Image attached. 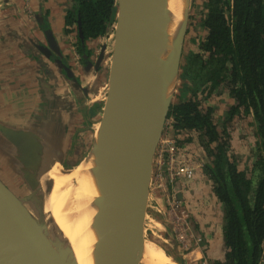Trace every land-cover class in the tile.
Here are the masks:
<instances>
[{
  "label": "water",
  "instance_id": "1",
  "mask_svg": "<svg viewBox=\"0 0 264 264\" xmlns=\"http://www.w3.org/2000/svg\"><path fill=\"white\" fill-rule=\"evenodd\" d=\"M165 0H119L118 17L112 34V56L109 66L107 95L101 118L106 116L103 149L107 174L103 179L106 202L101 234L91 264H138L134 258L139 237L144 238V220L149 198L153 162L163 135L166 115L176 88L184 37L193 0H186L183 32L179 36L176 76L171 95H165V59L163 56V12ZM78 32L83 40L78 17ZM45 31L47 46L43 54L50 58L53 44ZM103 46L94 69L104 55ZM54 62L67 73V82L76 92L86 93L75 79L71 68L61 61L59 49ZM92 63L87 61V67ZM21 130L14 138L17 149L3 150L2 163L25 184L20 194L0 171V264H78L69 240L59 229L53 216L45 211L50 188L46 176L51 166L62 164L66 135L57 133L56 144L41 140L33 144V136ZM45 136L49 135L43 129ZM11 139V133H4ZM43 137V136H42ZM41 139V138H40ZM61 139V143L59 140ZM93 145V142H92ZM68 163V162H67ZM43 178L48 182L43 183ZM10 182V183H9ZM175 198L182 200L180 182L173 186ZM191 222V229L200 237ZM175 241V240H174ZM222 241V240H221ZM222 246L224 244L222 242ZM191 247V246H190ZM223 250V249H222ZM222 251L221 260H224ZM218 260V259H217ZM215 259H208L212 264ZM184 264V260H178Z\"/></svg>",
  "mask_w": 264,
  "mask_h": 264
},
{
  "label": "trees",
  "instance_id": "2",
  "mask_svg": "<svg viewBox=\"0 0 264 264\" xmlns=\"http://www.w3.org/2000/svg\"><path fill=\"white\" fill-rule=\"evenodd\" d=\"M77 1L85 39L102 37L115 22L116 0ZM202 9L191 40L196 50L181 55L179 91L166 120L174 135L193 132L206 159L203 174L220 203L225 251L212 264H264V0H203ZM213 93H225L230 103L219 121L214 107L203 105ZM243 121L255 141L249 168L239 165L231 143L244 142L234 134Z\"/></svg>",
  "mask_w": 264,
  "mask_h": 264
},
{
  "label": "crops",
  "instance_id": "3",
  "mask_svg": "<svg viewBox=\"0 0 264 264\" xmlns=\"http://www.w3.org/2000/svg\"><path fill=\"white\" fill-rule=\"evenodd\" d=\"M70 4L71 0H0V171L2 174L7 173L1 166L5 165L2 163L3 150H9L6 145L17 148L14 138L20 130V135L23 130L24 135L29 132L33 136V144L37 145L41 140H49L58 146L55 142L57 138H51V134L54 136L61 133L68 137L78 120L86 121L88 114L94 112L96 114L94 109L96 103L88 97L91 95L87 90L83 96L74 91L68 84L65 74L41 50V46L47 43L43 33L46 26L56 38L64 57L70 54V34H65L63 31ZM40 14L45 24L40 22L42 20L39 18ZM87 43L91 48L95 46V40ZM73 71L78 74V69L75 67ZM83 76L86 78L84 82L82 81L83 85L91 86L93 82L90 77L95 79L92 72L83 71ZM102 77L101 83L105 80L104 76ZM102 89L103 87L99 92ZM92 103L94 108L89 111L88 106ZM97 112L99 113L98 110ZM43 129L50 134L49 139ZM6 131L11 133V139L5 138ZM66 137L63 139L64 142ZM59 142L61 143V139ZM199 173H196L192 181L183 182L181 189L184 193L181 189L182 193H180L184 196L189 216L194 220L195 232L205 243L203 249L195 245L196 243L193 244L197 248L193 247L189 253L185 252L186 254L177 244L172 243L170 246L173 248L169 247V249L176 253L179 260L188 259L186 257L193 253L198 254L193 258L195 261L201 258L205 261L207 258L217 260L221 258L223 251L220 203L212 192L207 177L202 171ZM7 175L9 176L8 173ZM205 177V182H202ZM201 184H207V188L204 186L201 188Z\"/></svg>",
  "mask_w": 264,
  "mask_h": 264
},
{
  "label": "bare ground",
  "instance_id": "4",
  "mask_svg": "<svg viewBox=\"0 0 264 264\" xmlns=\"http://www.w3.org/2000/svg\"><path fill=\"white\" fill-rule=\"evenodd\" d=\"M163 12L166 19L163 28V56L165 59V95H171L176 76L177 40L183 32L186 0H165ZM106 116L92 123L93 145L89 152L76 165L66 166L56 174H51L55 166L46 175L58 176V190L49 191L45 201V211L50 213L59 229L71 244L78 264H91L97 240L101 234L102 219L106 202V187L103 179L107 174V162L103 149V136ZM60 165V164H59ZM50 175V176H49ZM51 189V188H50ZM57 208H54V202ZM167 252V251H166ZM156 242L139 237L134 254L144 264H180ZM198 256V254H196Z\"/></svg>",
  "mask_w": 264,
  "mask_h": 264
},
{
  "label": "rangeland",
  "instance_id": "5",
  "mask_svg": "<svg viewBox=\"0 0 264 264\" xmlns=\"http://www.w3.org/2000/svg\"><path fill=\"white\" fill-rule=\"evenodd\" d=\"M202 8H203V0H193L192 6H191V12L189 15L186 35L184 37L182 57H184L186 55L188 48H193L194 50H196V48H194L195 46L191 40H192L193 36L197 37V32H196V26H198L197 18L199 16L198 15L199 11L201 12L203 10ZM191 15H193L192 18H191ZM101 42H104V44H106V50H107V54H106V58H105L106 60L104 62V70L102 72L104 73V75H106V77L108 79L107 74H108V70H109L108 66H109V63L111 61V56H112V54H111L112 53V51H111L112 50V43H111V39L108 40L106 38L105 39L102 38ZM105 68H107L106 72H105ZM180 82H181V80H179V78H177L176 88L172 94L171 102L173 100H175V96L179 91L177 86H178V84H180ZM78 93L81 94V92H78ZM227 100H228V97L225 93H221V94L213 93L210 97L203 100V105L204 106H207L208 104L212 105L215 109L213 111L214 118L219 121V118L221 120L223 118L225 107L230 104ZM101 113H102V111L99 110L98 115L101 116ZM96 119H98V118H96ZM167 120L169 121V119H167ZM77 123H78V125H80L78 128H81V130L79 131L78 129H75V131L74 130L71 131V134H68L69 138L66 137V140H65V150L63 149L64 158L62 160V164L59 165L58 162H55L51 166V167L55 166V170L52 171L50 173V175L52 173L53 174H56V173L59 174V172L61 171V169L63 167L71 166L70 163H72V165L78 164L80 162V160L83 159V157L89 152V150L92 146V140H93V137H92L93 136V130L91 128L92 125L90 124V127H88L87 129H84L83 128L84 125L82 126L80 121H77ZM240 124L241 125H238L237 128H235L234 134L238 135L239 137H244V138H241V140L244 142L236 143L237 141L234 140L235 138L231 139L232 148H234V151H236L237 156H239L238 157L239 158V161H238L239 165L241 167H244V168H249L251 166L250 159L252 156V150H254V148H255V141L253 138H251V134L248 133V131H250V126L248 124H246L245 121L241 122ZM231 129L232 130L234 129L233 125L231 126ZM188 136H191L192 141L187 143V142H185V140ZM175 138H177V140H179V139L184 140L185 139L183 143L188 144L187 146H189L190 149L192 150L193 155H194V159L197 162H201V165L204 162H206L205 157L202 155L203 154L202 149L194 140L196 138V136L193 132L188 134L186 131H184V132L179 131L176 133ZM67 141H69L71 144H73L74 152L69 153ZM6 148L9 150L17 149L16 147H14L12 145H6ZM67 155H68V157H67ZM1 166L9 174V181H11L14 184V186L17 187L18 192L20 194L21 193L26 194L28 191H27V188H25V184L22 182H19L17 177H15V175L12 174V172L5 165L2 164ZM199 169L203 173L202 166H200ZM199 169H197L196 173L200 172ZM54 178H55L54 181L52 180L54 183L53 185H54L55 189L58 190L57 189L58 188V176H56ZM193 179L194 178H192L190 181H192ZM205 180H206V177L204 179H202L201 181L205 182ZM52 181H51V190H52V195L54 197ZM42 182L43 183L45 182V184L47 186L48 182L45 178H43ZM179 182H180V189H181L182 186L184 185V183L182 181H179ZM184 182H189V181H184ZM203 186L205 188H207V184L206 185L201 184V188H203ZM181 191H182V189H181ZM170 193L174 194L173 189L170 190ZM181 196L183 197V199L181 201L183 203V206H185L184 196L182 194H181ZM162 201H164V198L160 195V193L154 192L151 194L149 191V198H148L147 205H146V215H145V220H144V238H149V239L153 240L154 242H156L158 245H160L165 250V252L167 251L168 254H170L175 260L178 261L179 257L176 256V253L172 252V250L169 249V247H172V246H170V245H172V243H174V245H176V244L178 245V243H176V241H174V238H173L174 236L171 234L170 229L168 228V224L170 222L169 215L167 214V212L160 210V204H161V208H164ZM53 202H54V200H53ZM155 206H157L160 211H157L155 209ZM54 208H57L55 202H54ZM185 209H186V207H185ZM190 219L192 221V224H194V222H193L194 220H193L192 216L190 217ZM193 234H194V237L196 238L195 233H193ZM163 238H165L166 240L163 241ZM192 242H193V238L188 240V245H187L188 248H186V249H182L180 247V249L183 250L184 254L189 253L191 251V249H193V247H196L195 245H197L201 249H203L205 242L204 241L202 242L201 238H200V241L196 242V244L192 243ZM193 244H195V245H193ZM190 246H191V248H190ZM178 247H179V245H178ZM182 250H180V251H182ZM172 253H174V255H172ZM195 256H196V254L193 253V254L188 255V257H186L188 259L183 258L184 263H186V264H208L209 258H207V261L203 260V258H201L199 261H195L193 259ZM135 258L138 259L136 257V255H135ZM139 261L140 262L138 264H142V261L140 259H139Z\"/></svg>",
  "mask_w": 264,
  "mask_h": 264
},
{
  "label": "built area",
  "instance_id": "6",
  "mask_svg": "<svg viewBox=\"0 0 264 264\" xmlns=\"http://www.w3.org/2000/svg\"><path fill=\"white\" fill-rule=\"evenodd\" d=\"M112 29L114 30V24ZM113 30L110 33V39H112ZM164 130L154 157L149 191L151 194L158 192L164 198V201H162L164 208H161L160 204V210L167 212L169 215L170 222L168 228L174 236V240L178 243L179 247L186 249L188 248L189 239L193 238V242L196 243L200 241L201 237H194L185 206H183L181 200L175 198L173 193H170V190L173 189L177 181H190L194 178L197 169L202 165L201 162H197L194 159L193 152L187 146L188 144H178L170 121L166 120ZM180 131L191 133L188 130ZM155 209L160 211L157 206H155ZM165 240L163 238V241ZM261 261H264V259L262 258Z\"/></svg>",
  "mask_w": 264,
  "mask_h": 264
},
{
  "label": "flooded vegetation",
  "instance_id": "7",
  "mask_svg": "<svg viewBox=\"0 0 264 264\" xmlns=\"http://www.w3.org/2000/svg\"><path fill=\"white\" fill-rule=\"evenodd\" d=\"M77 2H78L77 0H71V4H70L71 6L68 8V10L66 12L65 26H64V30H63L65 34H70L69 35V37H70V48H71L69 51L70 54H68L64 57V55H63L64 53L61 52V49L59 48V45L57 44L56 38H54L53 34H51V30L48 27H46L45 25H44L45 27L43 29V33L46 37V41H47V36L45 34L46 30L49 31L48 33L53 37L52 39L49 37L50 42L53 44V47L52 48L48 47V49L52 50L51 51L52 53L50 54V58L52 59V62L54 61L55 58L58 57V55L55 51H56V49H59V52L61 54V61L65 65H67L69 68H71L75 79L79 82L81 87L87 89V93L91 95L88 97L92 98L93 101L96 103V105L94 106L95 108L92 107L93 103L89 104V106H88L89 111L92 110V108L96 109V114H95V112H94V114H91V115L88 114L86 121L82 120L83 122L81 120L77 119L78 121L81 122L82 126L84 125L83 128L87 129L88 127H90V124L92 125V123L95 120H98L101 118V116L98 115L97 110L102 111L103 106H104V102H105V97L107 95L108 79H107L106 75H104V73L102 72L104 70V62L106 60L105 58H106L107 50H106V44H104V42H101V39L104 37V39L106 38V39L110 40V33L113 30L112 26L116 22L117 17H118L119 0H116V14H115V18H114L115 22L112 24H108V28L106 30V33L102 37L95 38V39H90V38L85 39V35H84L83 29H82V19H81L80 12L78 10ZM72 12L75 13L73 15L74 16L73 18H71ZM78 17L80 18V22H81V30L83 33V40L80 38L79 32H78V23H77ZM39 18L42 19V20H40V22L45 24V21H44L43 16L41 14H40ZM70 18H71V20H70ZM90 40H93V41L95 40V46L92 48L89 47V44L87 43ZM112 42L113 41L111 39V43ZM47 45H48V42L44 46H47ZM103 46L105 47L104 55H103L102 60L100 61L99 65H98L97 69H94V64L96 63L98 55H99ZM78 47L79 48L81 47V51H82L81 53L79 52ZM87 61H90L92 63V65L87 67ZM109 66H110V63H109ZM109 66H108V69H109ZM58 67L59 66H57V68ZM74 67L76 69H78V74L74 73V71H75V70L73 71ZM106 70H107V68H105V72H106ZM83 71H85L86 73L91 71L92 76L95 77V79H93V77H90V78H92V82H93L91 84V86L88 85V87H87L86 85H83L82 81L84 82L86 79L83 76ZM62 72L67 76V73L64 70H62ZM108 74H109V70H108ZM108 74H107V76H108ZM102 76H104V78H105L103 83H101L102 78H103ZM102 87H103V89L101 90V92H99V89ZM80 95L83 96V92H81ZM99 97H101V98L99 99ZM97 104H99V107L97 106ZM96 118H98V119H96ZM79 126L80 125H78V123H77L76 126H74V128L72 130L75 131V129H78L80 131L81 128H78ZM91 128H92V126H91ZM68 150H69V153L74 152V146L69 141H68ZM67 157H68V155H67ZM54 179L55 178H51V181L52 180L54 181ZM53 181H52V187H53V192H54V191H56V189L53 185L54 184ZM142 264H144V263L142 262Z\"/></svg>",
  "mask_w": 264,
  "mask_h": 264
}]
</instances>
